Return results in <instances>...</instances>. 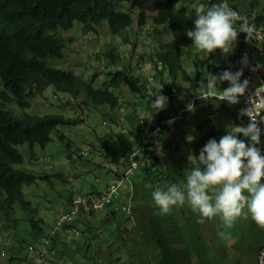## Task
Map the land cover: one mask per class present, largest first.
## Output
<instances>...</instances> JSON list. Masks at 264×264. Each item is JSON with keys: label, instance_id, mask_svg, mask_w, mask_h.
<instances>
[{"label": "rangeland", "instance_id": "1", "mask_svg": "<svg viewBox=\"0 0 264 264\" xmlns=\"http://www.w3.org/2000/svg\"><path fill=\"white\" fill-rule=\"evenodd\" d=\"M190 2L192 0H182L181 5H185L186 3L190 10L192 8L196 16V10L202 5L201 2L203 1L195 0L192 6ZM243 4L247 10H252V12L261 14L264 10V0H243ZM121 8L123 11L128 9L127 5H121ZM131 18L130 28L117 36L110 32L108 23L103 22L98 28L99 34L96 36L97 39L91 44L84 39L81 23L76 22L73 29L69 30V32L62 31V34L64 36L72 35L78 41L74 52L79 58V64L70 61V58L67 57L65 60H50L51 65L67 72H74L82 79V82L90 83L94 79L95 88L100 89L108 81L109 72L111 73L128 66L131 61L132 65H134V60L139 61L136 56L141 55L144 71L139 73L138 69L141 66L136 64L135 67L132 66L131 68L132 74L135 76L141 75L144 79V84H150V92L159 89V84L157 86V83L162 73L156 68V65H158V54L161 53L163 48L167 49V45L173 42L174 36L172 30L169 25L155 26L152 19L144 27H139L138 11L135 10L132 11ZM193 44L194 41L191 39L189 47L183 49L185 57L183 67L187 74L181 72L175 82L172 81V78H169V85L179 91L181 95L173 102V107L168 104L164 110L179 108L180 103L187 105L193 93V85L199 91L200 82L196 84L197 71L192 65L194 61L192 57L195 58L197 56L201 61H206L209 59L210 53L196 49ZM109 45H113L116 50L109 56L110 58H104L102 54L107 55L109 53ZM94 51L97 54H94ZM245 52L251 53V48H245ZM223 54L230 64L233 57L239 56L241 51L231 47L225 50ZM228 67L229 65L226 66L225 63L220 66L215 65L212 71V69L207 70L200 66L201 79L211 74H219ZM218 86L222 90V87ZM113 91L117 95L121 91L124 94L122 107L117 110L118 113L116 111L110 112L109 107H98L97 109L83 107L82 109H78L69 106L70 97L63 95L58 97V95L54 94L53 89L47 91L44 98H37L32 102V108L27 110L31 114L39 116L65 114L67 117L74 119L81 117L85 119V122L77 126H61L58 132L62 133L66 138L62 139L58 132H55L53 134V141L47 147L41 148L39 145L35 146L34 152L36 158L32 157L28 145L19 147L25 157V161L15 166L37 177L34 185H24L22 189L25 200L30 202L33 208L36 209V216H32L30 212H25L22 206L18 204L15 206L16 214L12 221H8L0 215V264H13L15 256L22 258L31 257L27 251L28 245H38L37 241L40 235L52 232L56 222L63 215L61 211L62 206L67 204V200L74 193H85L99 189L102 185L101 182L104 183L115 175L112 169L116 168L117 165L109 162L104 155L99 154L103 145L100 139L110 134L113 129H116L117 134L122 137V129L127 128L128 117L130 115V112L127 113L126 111L127 107L131 108L133 103H138V109L136 110L140 114H147L148 98L141 99L138 95L131 94L128 88L124 86ZM7 109L11 110L15 116L21 113V110L14 105H8ZM237 110L224 104L219 105L209 101L195 108L193 126L188 127L184 124L179 131V134L186 136V138L189 135L193 137L192 142H189L191 149L180 147L178 151L165 158L166 162L174 163L170 164L169 168L172 169L173 176L176 178L178 184L186 182V171L191 168L188 161L190 154L198 157L200 150L208 142L209 137L214 136L219 141L227 133L229 125L239 126L237 122ZM104 121L109 122L110 126H104ZM211 121L213 124H211ZM200 125L202 126V130L197 128ZM211 131L214 133L210 134ZM186 138L183 139V143L188 141ZM238 138L244 140L241 134L238 135ZM69 146H71V149H86L88 155L72 160L69 156L71 150ZM180 158L182 159L181 163H179ZM46 159H50V162H47ZM133 175L134 181L138 183L134 184L135 192L138 193L136 199L142 197L139 201L148 206L150 211L153 210L156 208L150 197L153 190L146 189L145 185L149 184L143 180L146 177L145 169L140 167L134 171ZM136 199L133 197V203ZM121 203H123V198L119 199L115 206L119 208ZM164 216L171 220L169 225L173 224L172 227L166 229V233L171 239V245L177 254L179 264H198V258H196V224H199V215L194 213L186 203L182 207H174L170 214ZM34 219L43 220L44 223L42 224V233L37 235L34 233L31 225V220ZM76 220L79 222V229L81 231L78 240L80 245L90 244L96 246V244L114 240L113 248L109 252L114 253L117 249L119 250L108 257L105 264H139V257H142L141 261L143 263L146 260L150 264H158V255L150 254L158 252L156 246L150 247L151 238L142 235L139 230H136V233L133 234L134 236H138V239L134 243L130 240V237H122V233H125L126 230L131 231L133 229V224L130 221H126V214L124 212L119 211L115 222L104 219L101 215H79ZM206 222L205 224H221L219 216L210 220L206 219ZM243 223L237 224L236 222L235 228L229 230V236L225 239L226 242H229V246H231L235 254V246H244L245 243L247 245L252 244L256 236L257 226L255 222L249 217L248 222L244 221ZM247 228L250 232V237L246 238L244 244H240L239 242L242 239L235 238L233 232L237 231L241 234L239 236H242V232ZM184 232L188 235L182 238V241L186 245H183L180 240V235ZM211 235L210 232L207 233V237H211ZM232 236L234 238L230 239ZM2 237L6 241L2 242ZM212 240H220L218 231L215 229H213ZM222 242H224L223 238ZM140 244H144L150 253L145 250L136 253V250H140L138 247ZM200 245L205 248L211 244L206 240L205 242H201ZM180 246L181 248L183 246L187 251L177 249ZM3 251L6 252L5 257L2 256ZM186 252H191L192 255ZM78 258L81 260L82 253L73 252L70 264H75ZM102 260H105V255H102ZM229 261L230 257L228 256L217 257V260L214 258L212 264H226Z\"/></svg>", "mask_w": 264, "mask_h": 264}, {"label": "clouds", "instance_id": "2", "mask_svg": "<svg viewBox=\"0 0 264 264\" xmlns=\"http://www.w3.org/2000/svg\"><path fill=\"white\" fill-rule=\"evenodd\" d=\"M192 1L194 2L195 0ZM202 1L204 2L205 0ZM233 2L234 0H222V2L213 4L207 9H205L203 5L197 8L196 18L194 19L195 27L194 29L186 30L187 36L194 41L193 46L196 49L208 53H213L217 49L224 52L231 47L240 50L242 48L240 47L242 41L239 39V37L241 38V33L246 34L245 40L248 43L247 47L250 48L251 45L255 48L256 42L254 41L251 43V41L257 40L260 35L264 39V34L259 31L257 32L256 25L250 23V15L254 14L257 16L259 13L252 12V10L250 13L247 12L249 10L245 8L243 0L238 1L241 5L239 10L234 7ZM181 4L182 0H178L177 8H181L183 6ZM185 5L187 6L186 3ZM149 15L153 16V14ZM102 23L96 25L95 30H91L81 23L84 39L90 44L97 39L96 36L99 34L98 28ZM64 37L66 38V36ZM66 40L67 47L65 56L60 60H65L67 58V54H69L68 47L73 43V41L67 38ZM170 45L171 43L167 45V49L163 48L161 53L158 54V65H156V68L163 73L164 76L158 78L157 86L161 81L169 84V78H171L170 67L161 59V55L169 50ZM94 54L97 53L94 51ZM102 56L104 58L109 57L110 53L107 55L102 54ZM238 57H240V55L234 56L233 59ZM136 58H138L139 61L134 60V65H132L131 61L128 66L117 69L116 71L128 70L132 74V66L135 67L136 64H139L141 68L138 69V72H143L144 67L142 66H144V63L142 62V56L139 55L136 56ZM183 58L185 59V57ZM232 62L233 61H231V63ZM231 63L225 71L219 74L204 76L200 81L199 91L195 89V93L191 94L189 103L187 105L180 103L179 108H173L171 110L164 109L168 104L173 107V102L179 98L181 93L171 96L170 93L163 92L160 89H155L153 92H150V84L147 83L145 85L141 75L135 76L132 74L135 78H140L142 84L145 86V98H152L150 104L148 99V108L150 107L151 111H148L147 114H140L138 110H136L138 109V106H136L138 103H133L131 108L127 107L126 109L127 113L130 112V115L128 117V124L126 123L127 128L122 129V137L117 134L116 129H113L110 134L100 139L103 145L99 154L104 155L109 162L116 165L119 164L120 168L117 169L116 174L109 179L108 183H106L100 191L74 193L67 200V204L62 206L61 211L63 215L56 222L52 232L46 235H40L37 241L38 245H28L27 251L31 257L22 258L20 256H15L13 264H53L55 257L61 251L58 249L60 241H63L65 245H67L69 242L79 240L81 231L79 229V222L76 220L79 215L102 216L108 209L116 204L119 199L123 198L124 192H127L126 201L133 204L132 191L134 188L131 182L134 180V171L140 167H148L152 174V183L147 179V174L143 180L149 184L145 185L146 189L153 190L150 197L158 209L154 208L156 212L158 211L159 215H168L172 212L174 207H182L187 203L191 210L199 215L200 219L198 223H204L205 219L210 220L217 216L220 217V227L225 229L218 231V235L221 238H228L229 232L226 230L232 229L235 223L241 218L248 219L250 217L259 228L264 229V155L261 154L260 149L256 146L260 143L261 129L259 124L264 122V115H262V113H264V83L255 87L254 91L247 96V100L245 101L247 107L242 109V107L236 106V104L240 103V97L245 96L250 87V81L248 79H243V81H241L244 75V67H249L248 56L245 54L241 61L243 66H239V70L235 72L231 71ZM261 63L263 65L257 64L251 66V71L256 72L260 68H264V59H261ZM109 73L108 81L105 84L109 82ZM83 83L92 85L95 88L94 79L90 83L84 81ZM218 85L222 87V90L218 88ZM121 87L113 88L111 91L120 89ZM128 90L130 92L129 88ZM130 93L133 94L132 92ZM54 94H56L55 91ZM57 95L58 94H56V96ZM59 96L60 95H58V97ZM117 97L118 103L115 107L112 108L108 105L99 107H109L110 112H117V110L122 107V100L124 97L122 91L119 92ZM139 97L145 99L141 96ZM71 100L72 99H70L69 102H71ZM213 100L217 101L219 105L224 104L238 109L237 122L239 126L229 125L227 133L222 136L219 141L212 138V136L209 137L207 140L208 142L200 150L198 157L190 154L188 156V161L191 168L186 171V182L178 184L176 178L173 176L172 169L169 168L170 164L174 163L162 165L161 161H165V158L182 147V141L186 136L180 135L179 131L185 124V121L194 116L195 108L206 101L211 102ZM83 107L84 106H82V108ZM244 116L249 118L248 124ZM103 125L108 127L110 123L104 121ZM262 133L261 144L264 147V130ZM239 134H243V136H241L244 140L238 138ZM186 139L188 142H192L193 137L189 135ZM115 141H118L119 144H115ZM249 142L251 143L249 144ZM70 154V158L76 160L87 156L88 152L86 149L77 148L71 149ZM32 157L36 158V154ZM46 160L50 162V159ZM181 162L182 159L180 158L179 163ZM158 168H161L164 174L170 178L169 181H165L162 176L158 175ZM104 183L101 182V184ZM113 189L115 190L113 191ZM92 199L106 200L102 208L93 209L91 203ZM107 199L109 201H107ZM88 207L90 209L87 210L86 208ZM119 211L124 212L126 214V221H130L133 224V229L131 231L126 230L125 233H122V237H130V240L134 243V241L138 239V236H134L133 234L136 233V230H139V225L138 222H136L133 209L130 205L126 204L123 206L120 205L118 214ZM152 211L153 210H151V212ZM30 213L33 216L36 211ZM164 217L166 220L170 221L168 217ZM39 220L40 219H36V221ZM113 221L115 222V220ZM42 224H44L43 220H40V232H35L38 226L37 229H35L31 224L36 235L42 233ZM161 225L163 226V224ZM149 226L151 228L152 224H149ZM158 226L159 225L156 224L157 229H159ZM164 231L166 233L165 229ZM145 236L151 238L150 247L156 246L152 231L149 232V235L147 234ZM187 236L185 232L180 235V240L183 245L186 244H184L182 238ZM1 241L4 242L6 239L2 237ZM100 244H104V247L101 248L96 246L95 250H92L93 253L90 257V262L93 264H105L107 258L119 250L117 249L114 253L109 252V250L113 248L114 241H112L110 245H107V243ZM138 247L140 250H136V253L142 250L150 253L149 249L146 248L144 244H140ZM177 249L187 251L183 246ZM150 254L158 255V252ZM188 254L192 255L191 252ZM102 255H105V260H102ZM2 256H6L5 251H3ZM141 260L142 257H139V264H150L149 261L145 260L143 263ZM259 264H264V252L260 253Z\"/></svg>", "mask_w": 264, "mask_h": 264}, {"label": "trees", "instance_id": "3", "mask_svg": "<svg viewBox=\"0 0 264 264\" xmlns=\"http://www.w3.org/2000/svg\"><path fill=\"white\" fill-rule=\"evenodd\" d=\"M238 1L234 0L233 4L239 10L241 5ZM220 2L222 0H205L201 3L207 9ZM177 3L178 0H0V215L12 221L17 204L25 211H36L25 200L22 189L24 185H34L37 177L15 166L25 159L19 147L28 145L32 156H35V146L47 147L61 126H77L84 122L81 117L74 119L65 114H31L27 110L32 108L34 99L43 98L47 91L53 89L56 94L72 99L73 103L70 102L69 106L82 109V106L115 107L118 97L111 89L121 86H126L130 92L142 98L146 96L141 79L135 78L128 70L109 73V82L95 89L83 83L74 73L53 67L50 60H60L65 56L67 40L62 31L72 29L75 22L95 30L96 25L107 21L111 32L118 35L130 27L132 11H138L139 26H145L151 19L155 26H170L174 41L161 59L170 67V76L175 82L181 72L186 73L183 49L191 43L186 30L194 29L196 18L192 8L190 10L186 5L177 8ZM121 5H127L128 9L123 11ZM190 5H193V1ZM254 24L257 31L264 34V10L256 16ZM240 35V56H243L248 43L246 34ZM253 51L254 46L251 45ZM210 54L206 61H201L197 56L193 58L192 65L197 71L196 84L201 79L200 66L213 71L215 65H230L222 50L217 49ZM159 89L171 96L180 93L164 81L159 82ZM8 105L19 108L21 113L15 116L7 109ZM193 121L194 116L188 118L185 124L192 127ZM197 128L202 130L201 125ZM58 134L62 139L66 138L62 133ZM115 144H119L118 141ZM181 146L191 149L188 141ZM144 169L152 183L149 168ZM157 173L165 181L170 180L161 168L157 169ZM39 222L31 221L35 229L38 226L35 232L41 230ZM151 231L158 247V264H179L171 239L162 225L157 229L156 224H152Z\"/></svg>", "mask_w": 264, "mask_h": 264}, {"label": "crops", "instance_id": "4", "mask_svg": "<svg viewBox=\"0 0 264 264\" xmlns=\"http://www.w3.org/2000/svg\"><path fill=\"white\" fill-rule=\"evenodd\" d=\"M81 29L83 30L82 26ZM66 38L68 40L73 41L68 47L69 54H67V57L70 58V61H74L79 64V58L75 54L74 49L78 45V41L73 37L72 35H67ZM115 47L113 45H109V53L110 56L114 53ZM226 82V81H225ZM149 99V104L151 101V97ZM208 101L204 102L207 103ZM215 104H218L217 101L213 100L211 101ZM138 106V104H136ZM148 111L150 110V107L148 108ZM211 133H214L211 131ZM243 136V134H241ZM215 138V137H212ZM211 138V139H212ZM162 165L169 164L166 163L165 161H161ZM120 168L119 164H117L116 168L112 169V172L116 174L117 169ZM114 176V175H113ZM109 180H107L104 184L101 185L99 189H95L94 191H88V192H97L102 189V187L108 183ZM132 187L134 188L135 181L132 180L131 182ZM131 187V190H132ZM123 195V203H121V206L123 205H130L131 208L133 209L134 216L136 218V222H138L139 225V231L142 233V235H149V232L151 231V228L149 224H163V228L166 230L168 227H172L173 224L169 225L171 223V220L168 221L165 219L163 215H159L158 212H156L155 209L151 212L146 205H143L142 202H140V199H136V196H138V193L135 192V189L132 191V198L135 197L136 201L133 204H130L128 201H126V193ZM118 210L115 206V204L108 209V211L102 215L104 219L108 220H117V215H118ZM156 212V213H155ZM200 219V217H199ZM250 220V219H249ZM248 222V219H239L237 221V224H244L243 222ZM165 222V223H164ZM169 222V223H168ZM206 219L204 223H199L196 224V240H197V247H196V258H198L197 263L198 264H212L214 258L217 257H223V256H228L230 257V261L226 262V264H257V258L258 254L262 248L263 244V237H264V229L259 228L257 225V230H256V236L252 241V244L247 245L245 243L244 246H235L236 254L233 253L231 246H229V242H226L224 239V242H222V238L220 237V240H212L213 239V229L217 231L225 230L220 227L221 224H205ZM248 224V223H245ZM159 228L161 227L158 226ZM235 228V227H233ZM230 229L226 230L229 232ZM210 232L212 235L211 237H207V233ZM235 238L237 239H242L240 244H244L246 242V238L250 237V232L248 231V228L242 232V236L239 232L235 231L233 232ZM234 237L232 236L230 239H233ZM208 240L210 242L209 247L203 248L200 244L201 242H205ZM114 241V240H112ZM112 241L105 242L107 245H110ZM58 249L61 251L58 253V255L55 257V260L53 264H70L73 252H80L82 253V258L81 260H76L75 264H93L90 262V257L92 255V250L94 251L96 246H99L101 248L104 247V244H99L96 246H92L90 244H85V245H80L78 240H75L73 242H69L67 245L63 241H60L58 244ZM156 253V252H155ZM201 258V260H200ZM101 263V262H100ZM102 264V263H101Z\"/></svg>", "mask_w": 264, "mask_h": 264}, {"label": "built area", "instance_id": "5", "mask_svg": "<svg viewBox=\"0 0 264 264\" xmlns=\"http://www.w3.org/2000/svg\"><path fill=\"white\" fill-rule=\"evenodd\" d=\"M255 19H256V16L254 14L250 15V23H254ZM254 41L256 42V44H255V48H254L253 52H251V53L244 52L243 56H240L238 58H234L232 60L233 62L231 63V71L235 72V71L239 70V66L240 67L243 66L241 64V61H242V58L245 56V54H247V56H248L249 67H244V75L241 78V81H243V79H248L250 81V87H249L248 93H246L245 96L240 97V103L236 104V106H240V107H242V109L247 107V105L245 103V101L247 100V96L252 91H254L255 87L259 86L261 83H264V68H260L256 72L251 71V66H254V65H257V64L263 65L261 63V59H264V39L260 35V37L257 40H253V41H251V43H253ZM197 99H200V98H197ZM262 115H264V113H262ZM244 118L246 120V123L248 124L249 123V118L247 116H244ZM259 127L261 129L260 143L258 145H256V146L260 149L261 154L264 155V147L261 144V137H262V134H263L262 132L264 130V122H261L259 124ZM250 143L251 142H249V144ZM114 190L115 189H113V191ZM105 200L106 199H103V200L92 199L91 200L92 208L93 209L94 208H96V209L102 208ZM107 201H109V200L107 199ZM86 209L88 210L90 208L88 207ZM261 252H264V239H263L262 248H261V250L259 252V255H258V264H259V261H260V253Z\"/></svg>", "mask_w": 264, "mask_h": 264}]
</instances>
